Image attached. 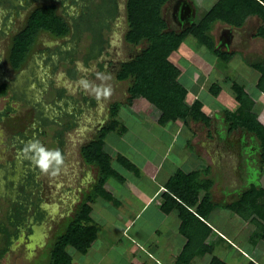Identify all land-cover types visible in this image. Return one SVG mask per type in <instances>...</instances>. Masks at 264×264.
Returning a JSON list of instances; mask_svg holds the SVG:
<instances>
[{
    "label": "rangeland",
    "instance_id": "1",
    "mask_svg": "<svg viewBox=\"0 0 264 264\" xmlns=\"http://www.w3.org/2000/svg\"><path fill=\"white\" fill-rule=\"evenodd\" d=\"M182 1L174 0L168 6L166 4L162 6V17L166 22L167 30L181 32L190 25L184 27L178 21ZM72 9L74 13L79 12L75 7ZM62 10L59 9V12ZM67 11L65 20L69 21L71 7ZM1 13L0 10V15ZM200 18V14H194V19L199 20ZM18 25L20 24L18 23ZM125 25L128 31V18ZM234 28L233 25L216 21L208 31L213 48L189 36L187 40L183 41L184 45L178 46L162 65L174 77L177 74L170 68L173 66L170 60H173V63L181 64L184 69L189 68L183 71L181 76V81H185L189 90L185 101L190 106L196 100L202 101V109L210 118L209 124L193 121L190 118L163 122L161 109L139 92L130 94V80L118 79L117 73L120 64L142 52L147 47L146 40L141 45H133L124 40L122 28L112 32L109 37L114 45V53L111 60L107 62L109 64L106 66L107 68H102L97 60L89 63L83 60L82 52L89 44V36L85 34L77 40L69 34L58 37L65 50L58 52L55 51L56 45L51 47L52 52L58 58L52 80H48L46 72L33 66V69L38 70L42 74L41 76L46 79L45 82L37 83L34 79L28 84H23L26 81L17 82V85H28L33 88L23 94L19 93L20 96H17V99L12 103L9 115L4 120L0 119V254L4 252L0 257V264L49 263L50 251L70 221L64 223L67 218L66 214L69 213V216L72 217L74 210L77 209L78 204H75L74 209L71 210L72 203L78 199L79 203L85 195L83 192L89 191L96 179L97 169L90 170L84 165L81 159V149L96 136L97 131L91 130L94 123L104 121V119L109 121L111 118L109 110L115 102L121 103L120 110L115 116L119 121V126L104 138V148L110 154L114 164H121L131 172L137 173L130 169L126 163L127 156L139 163L142 160H147L148 169H153L157 162L162 163V166L165 165L164 171L170 166L172 160L176 163L174 169L176 166L184 168L187 162L191 164L196 162L211 165L209 177L214 180V183L215 181L217 183L218 167L222 170L226 168L227 171L231 170L239 161L248 160L250 149L256 147V145L252 147L250 143H255L259 147V141L257 137L256 139L250 138L247 133H244L240 142L234 145L236 142L234 139L232 141L234 133L229 132L225 112H238L240 104L236 101V93L232 86L234 82L243 86L241 82L244 81V74L248 76V72L243 71L244 74H241V67L249 69L253 66L260 73L262 79L258 81L257 87L264 91V64L257 66L255 63L264 59V57L261 58L264 56L263 23L246 22L243 26L236 27L245 33L242 36L246 35V42L250 41L252 48L254 46L259 49L253 51L252 54L239 50L244 47L236 46L242 37L237 35ZM247 31L249 33H246ZM56 38L47 33L41 34L38 46H41L44 41L51 42L52 45L56 43V40H59ZM9 40L10 37H0V51L3 50V55L9 51L7 48ZM76 47L81 52H70L77 49ZM206 50L210 56H203V65L200 60L201 51L205 52ZM220 53H232L233 57L225 59ZM71 55L73 60L76 58L77 69L69 59ZM192 59L196 60L192 62ZM199 67L201 71L192 70L193 68L199 69ZM29 72L31 69L27 71L25 69L20 80ZM0 73L2 72L0 71ZM6 73L11 76L16 74L10 68ZM97 73L111 77L105 82L111 86L112 95L107 100H100L97 108H90L88 100H93L95 96L90 91L84 90L78 82L81 79H87L95 84H100L101 81L97 78ZM250 78L252 77L250 76ZM7 99L8 95L0 97V110H4ZM55 102H58L57 107ZM75 107L83 108L82 111H79L81 115L79 118L76 117L77 119L74 118ZM43 115H45V119L42 120ZM107 120L104 121V124ZM64 123L71 125L69 128H65V131ZM39 128L46 131V135L40 138L45 147L56 149L62 146L68 151V154L65 157V165L58 176L52 177L39 172L38 182L40 185L34 187L33 195L26 194L31 203L37 199V195L40 193L44 208L46 207L50 212V216L42 223V226L39 225L41 221H33V230L31 231L27 222L22 228H16L10 223L9 215L17 210L19 206L17 199L26 198L23 196L21 187L24 178H26V167L32 164L25 157L24 147L19 144V140L21 142L24 137L35 139L34 136ZM239 132L240 130L236 131V133ZM170 140L171 146H168ZM168 147H171L170 150L164 151ZM32 168H34L33 164ZM230 174L233 172L231 171ZM137 175L139 176L138 173ZM72 187L75 190L71 189ZM33 211L34 209L31 214ZM31 214L28 216L30 217ZM2 227H6L10 232L11 242L9 245L7 234L1 230ZM200 233L201 231L197 232L196 239L200 238ZM7 246L8 249L4 251ZM67 249L74 256V261L77 264H88V261L85 260L79 262L82 255L73 246H69ZM40 255L41 257H38Z\"/></svg>",
    "mask_w": 264,
    "mask_h": 264
},
{
    "label": "crops",
    "instance_id": "2",
    "mask_svg": "<svg viewBox=\"0 0 264 264\" xmlns=\"http://www.w3.org/2000/svg\"><path fill=\"white\" fill-rule=\"evenodd\" d=\"M171 1L172 0H169L166 6H168ZM218 1L219 0H188L195 8V13L200 14L201 17H204ZM259 1L264 4V0ZM250 9L251 6L249 8L250 13L246 15L245 23H263L264 35V19L256 12L257 9L261 8L255 4V11H253V9L251 11ZM222 22L230 25L228 22ZM240 30L241 29H236L235 26L234 31L240 38L242 37V39L236 43V46L244 47L239 48V50L249 52L250 54H252L253 51H258V48L254 46L252 48L250 41L246 42L247 37L246 35L242 36L245 33ZM246 33H249V31ZM48 35L51 34L49 33ZM190 36L194 37L193 35ZM188 37L185 38V40H187ZM40 39L41 35L39 34L36 41L37 43L35 42L36 44L33 45L24 63L18 69L13 66L10 60L11 47H8L9 51L6 55L4 54L5 57L3 53H0L1 62L8 66V70L11 67L15 70V73L22 71V74H24L25 69L26 71L31 69V72L24 77L25 79L22 78V80H20L21 74L16 81L15 87L16 89L21 88L18 90L21 94L29 91V89L31 90L33 87H29L28 85H17V82L26 81L23 84H28V82L34 79L37 83H42L37 76V74H40L38 70L46 72L48 80H52L53 78L52 74L57 66L58 58H56V61H50L52 56L56 54L52 52L51 47L45 45L51 44V42L44 41L41 46H38V41ZM56 39L59 38L57 37ZM57 41H60V39L56 40V42ZM183 41L179 46L184 45ZM61 43L62 42H60V44ZM46 51L47 53L45 55ZM82 54H84L83 60L85 62L89 63L94 61L86 55L85 50H83ZM201 54L202 57L200 60L203 64V56L210 55L207 50L205 52L201 51ZM70 57L69 59H71L74 67L77 69L76 58L73 60L72 55ZM263 57L264 56L261 58ZM195 58H197V56H195ZM195 60L196 59H192V62ZM170 62L173 64L170 68L177 74L175 78L181 81L183 71L189 68L184 69L181 67V64L173 63V60H170ZM255 63L259 66L264 63V59ZM108 65L109 64L106 62L102 65V68H107L106 66ZM33 66L38 70H35V68L33 69ZM254 69L253 66L249 69L241 67V74H244V71L248 72L249 76L244 74V81L241 83L245 87L246 92H248L255 101L252 111L257 115V119L264 124V91L259 90L257 87L258 81L261 80V78L260 73ZM192 70L201 71L200 67L199 69L193 68ZM0 71L2 72L0 73V77L4 76L2 67H0ZM250 76L252 78H250ZM11 78L15 81L14 75ZM182 83L187 87L185 81ZM4 84L7 85L6 95H8L11 90L10 85L2 82L0 83V88ZM16 96L20 95L17 94ZM94 100V107L97 108V103H99V101H97L96 98H94ZM238 130H240V132L236 133ZM238 130H231L229 127V132L234 133V138L232 137V141L233 139L236 141L234 145L240 142L244 133H247L250 138L256 139L257 137L255 133H251L247 130ZM109 133H106L105 137ZM25 141L26 137L21 140V143ZM168 144V146H171V140ZM250 145L252 147L256 145V147L250 149L248 160H246L247 162L241 160L237 165H234L231 170L227 171L225 170L226 168L222 170L218 167L217 171L219 172V177L217 183L215 181L210 189L212 200L217 206L208 213L204 221H197V216L194 214L200 203V201H198L194 208L189 209L191 213L190 219L193 217V222L191 219L192 224L190 227H187L189 229L186 231H184L180 210L176 207H169V209L167 207L165 208L167 198L164 192L166 191L167 182L181 167L176 166L174 169L176 163L172 160L170 166H168L165 171L163 170L165 165L162 166V163L158 162L154 165L153 169H148L147 160H142L141 162L144 163H139V161L132 160L126 155V163L130 169L135 170L139 176L137 173L129 171L121 164L115 163L121 170L120 177H112L106 184V189L113 195L114 200H106L102 197H98L92 203L93 218L95 223L99 225L100 231L98 233V238L90 247L88 254H82L78 251L82 255L79 258V262L85 260L88 261V264H177L179 257L183 254L189 243L191 231L199 227L200 231H206V234L204 237H201L198 248L190 253L191 257L189 256L190 259L187 264H212L216 263L215 259H219L223 264H251L250 262L264 264V230L259 226V223L264 224V211L262 215H258L255 212L256 210L250 209L251 213H249L247 210L242 209L241 206L236 207V209H231L229 207L230 204L234 202L238 203L241 196L253 186L264 189V164L260 161V149L255 143H250ZM170 148L171 147H168L167 150L165 148L164 151L168 152ZM112 162L114 163L113 160ZM206 168L211 170V165L196 162L191 164L187 162L182 169L186 171L203 170L204 176L202 177L208 179L210 178V172H207L205 170ZM231 171L233 174H230ZM201 193L203 194L204 191ZM200 198H202V196ZM263 203L264 195L262 194L260 199L254 202V205L256 206L257 204ZM241 209L242 214L240 212ZM74 264L77 263L74 261Z\"/></svg>",
    "mask_w": 264,
    "mask_h": 264
},
{
    "label": "trees",
    "instance_id": "3",
    "mask_svg": "<svg viewBox=\"0 0 264 264\" xmlns=\"http://www.w3.org/2000/svg\"><path fill=\"white\" fill-rule=\"evenodd\" d=\"M168 1H129V28L126 33V41L133 45H141L146 40L148 44L134 58L121 63L117 76L119 80H130V94L139 92L147 100L161 109L163 112V122L167 120L176 121L179 118H190L193 121L209 124L210 118L202 109V101L196 100L191 106L187 104L185 101L188 95L187 87L180 79L175 78L165 70L162 65L180 43L190 35H193L199 41L213 48L208 31L216 21L222 20L228 22L230 25L241 27L245 23L246 15L250 13V6V10L252 11L253 9L255 11V4L261 8L257 9L256 12L264 19V4L259 0H219L204 17H201L199 20L194 19L181 32H176L166 29L167 25L162 17V6ZM70 29V24L65 20V16L59 14L55 6L47 5L35 8L29 14L25 27L13 38V44L10 49V60L13 66L16 69L22 66L41 32L50 33L54 37H64L70 33ZM220 55L224 56L225 59L233 57L232 53H220ZM232 87L240 106L237 113L225 112V120L231 130L241 129L255 133L259 141L260 161L264 164V124L257 119L256 114L252 111L254 100L246 92L245 88L237 82H234ZM6 93L7 85L4 84L0 88V96H5ZM120 104V102H115L112 105L111 118L108 123L81 149L84 162L88 166H93L97 169L96 179L92 188L85 192L66 230L58 236L56 243L50 251V261L48 264H74L73 255L67 248L73 246L80 253L87 254L92 244L98 238L100 228L93 218L92 203L98 197L106 200H114L113 195L106 189V184L110 178L120 177L119 167L114 165L110 154L104 148L106 133L116 130L119 126V121L115 116L120 110ZM10 109L12 110L11 107L7 110ZM2 113L6 115L8 112L5 111ZM27 141L28 138L22 144L19 140V143L25 147L28 144ZM205 170L207 172L210 171L209 168ZM203 173V170L199 169L186 171L179 168L167 182L166 191L164 192L167 198L165 208L176 207L180 210L184 231L189 229L186 226H190L193 222V217L191 218L192 222L190 219L191 213L189 209L194 208L198 201L200 203L194 214L197 216V221H204L208 213L217 206L212 200L210 190L214 184V180L212 178L206 179L202 177L204 176ZM23 184L25 185L21 189L23 196H26L31 182L29 181L28 183L24 179ZM202 191H204L203 194L201 193ZM261 194L264 195V190L253 186L241 196L240 203L238 202L239 204L234 202L229 207L236 209V207L241 206L242 209L247 210L249 213H251L250 209H252L254 211L256 210V214L262 215L264 203L254 205V202L260 199ZM201 196L202 198H200ZM28 197L26 196V199L19 198L17 202L19 206L16 210L18 215L16 214L14 219L13 216L15 213L9 216L12 225L20 224V212L26 208V201H28V204L30 203V198ZM40 201L41 199H39ZM242 209L240 210L241 214ZM259 226L264 230V224L259 223ZM1 230L7 234L9 245L11 242V238L9 237L10 232H8L6 227H2ZM199 231V227L191 231L189 243L183 254L179 257L177 264L188 263L191 257L190 253L198 248L201 237H204L206 234V231H203L200 233V238L196 239L195 236H197V232ZM7 249L8 246L4 248V251ZM3 253L0 254V257ZM215 261L216 263L212 264H223L219 259H215ZM250 263L257 264L254 262Z\"/></svg>",
    "mask_w": 264,
    "mask_h": 264
},
{
    "label": "flooded vegetation",
    "instance_id": "4",
    "mask_svg": "<svg viewBox=\"0 0 264 264\" xmlns=\"http://www.w3.org/2000/svg\"><path fill=\"white\" fill-rule=\"evenodd\" d=\"M128 4H129V0H0V10L2 11L0 15V37L1 36L8 37V38L10 37V40L8 43V46L10 48L13 44L14 36L25 27V25L28 22L29 14L35 8L39 6L53 5L57 8V12L59 14L66 16L67 14L66 12H68L67 9L71 7L72 11H70L69 13L70 19L69 21H67L70 24V28H71L69 35H72L71 37H75V40H77V38L80 39L81 36L85 34L86 36H89L90 37L89 44L84 49L86 52V55H88L91 58V60H97L99 64L102 66L106 62H109V60H111L112 54L114 53L113 52L114 45H113V42L110 40L109 35H111L112 32H116L117 30H120L122 28L123 34H124V40H126L127 26L125 24L128 18ZM72 7H75L77 11L79 12L74 13ZM59 9L60 10L63 9V10L59 12ZM18 23L20 25H18ZM43 33H46V32H41L40 35ZM53 45H56L55 51L60 52V51L65 50L64 45L60 44V41H57L56 43L52 45L49 43L48 45H45V46L52 47ZM76 48L77 49L71 50L70 52H73V53L75 51L81 52V50L78 47ZM67 50L69 51V48ZM2 51L0 52L1 54L3 53ZM46 53L47 51L45 52V55ZM56 58L57 56L54 55L52 56L50 61H56ZM0 67H2V70L4 72V76L0 77V83L2 82L8 83L11 89L9 91L8 99H7L4 110L3 111L0 110V114H1L0 119L4 120L11 112V109L10 110H7V109L12 106L13 101L17 99L16 95L17 94L19 95L20 93V91H18L15 86H16L17 79H19V76L22 74V71H19L14 75L15 76L14 78L15 81H14L11 78L12 77L11 74L6 73L8 70V66L1 62V58H0ZM11 69L12 71L15 72L13 68ZM37 76L40 82H45L46 79H44V77H42L41 74H37ZM93 100H88L90 102L89 104L90 108L92 107L94 108L95 106L94 105L95 100L94 101ZM57 104L58 102L55 104L56 107L58 106ZM60 109L62 108L60 107ZM82 109L83 108L81 107L79 108L75 107L74 118L80 117L81 114L79 113V111H82ZM5 111L8 112L6 113V115L2 113ZM78 113H79V116H78ZM109 113H111V108L109 110ZM41 119L42 120L45 119V115H43ZM105 120L107 119H104V121ZM104 121L102 120V121L95 122L91 130L97 131L96 133L98 134L99 130L103 126H105L108 120L106 121L105 124H104ZM70 126H71L70 124L64 123V131H65V128H69ZM43 135H46V131L39 128L34 138L40 140L41 142L40 138ZM31 140H33V138H29L27 143H29ZM59 149L61 150L65 158L66 154H68V151H66L62 146H59ZM81 159L83 160V163L86 167H88L90 170L94 169L93 166H88L84 162L83 157H81ZM26 169H27L26 178L24 179L27 180L28 183L29 181L31 182V185L27 189V194L33 195L35 192L34 187L40 185V183L38 182V174L40 171L35 166L34 168H32V164H30L29 167H26ZM25 184H23V186ZM71 189H74V188L72 187ZM83 194H85V192H83ZM39 199H41L40 202H39ZM18 200L19 199H17V201ZM78 200L72 203L71 210L74 209L75 204L79 205L81 203L82 200L79 203H78ZM25 205H26V208L20 212L21 222L19 225L18 224L15 225L16 228L18 229L22 228L25 222H27L28 228H31V231H32L33 221L35 222L41 221L39 225L42 226L43 225L42 223L46 219H48V217L50 216L49 210L46 207L44 208L43 206L40 193L37 195V199L34 202H31L28 204V201H26ZM76 208H78V206ZM31 209L32 210L34 209L32 214H31V211H32ZM74 211L76 212V209ZM14 213H12L14 214L13 219L15 218L18 212L14 211ZM12 214L10 213V215ZM30 214L31 216L29 217L28 215ZM69 215H70L69 213L66 214L67 218L64 221L65 224L66 222H68V220H71L73 217V216L70 217ZM38 257H41V255Z\"/></svg>",
    "mask_w": 264,
    "mask_h": 264
},
{
    "label": "clouds",
    "instance_id": "5",
    "mask_svg": "<svg viewBox=\"0 0 264 264\" xmlns=\"http://www.w3.org/2000/svg\"><path fill=\"white\" fill-rule=\"evenodd\" d=\"M100 84H95L87 79L79 80L80 86L94 94L97 101L107 100L112 95V88L105 81L111 77L97 73ZM25 156L44 175L56 177L65 165V158L59 148L49 149L40 140H31L23 149Z\"/></svg>",
    "mask_w": 264,
    "mask_h": 264
},
{
    "label": "water",
    "instance_id": "6",
    "mask_svg": "<svg viewBox=\"0 0 264 264\" xmlns=\"http://www.w3.org/2000/svg\"><path fill=\"white\" fill-rule=\"evenodd\" d=\"M195 8L188 0H183L179 11V22L184 27L194 21Z\"/></svg>",
    "mask_w": 264,
    "mask_h": 264
}]
</instances>
